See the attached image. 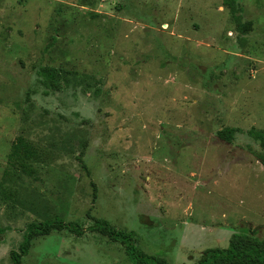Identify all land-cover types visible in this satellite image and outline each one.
I'll return each instance as SVG.
<instances>
[{
    "label": "rangeland",
    "instance_id": "rangeland-1",
    "mask_svg": "<svg viewBox=\"0 0 264 264\" xmlns=\"http://www.w3.org/2000/svg\"><path fill=\"white\" fill-rule=\"evenodd\" d=\"M234 1L0 0V264L56 216L86 232L22 264H132L95 219L167 264L264 237V0Z\"/></svg>",
    "mask_w": 264,
    "mask_h": 264
},
{
    "label": "trees",
    "instance_id": "trees-1",
    "mask_svg": "<svg viewBox=\"0 0 264 264\" xmlns=\"http://www.w3.org/2000/svg\"><path fill=\"white\" fill-rule=\"evenodd\" d=\"M233 14L236 13L234 0H226ZM240 131L238 128L227 127L218 131V136L224 141L232 142L234 135ZM249 135L260 140L264 144V132L251 129ZM22 144H24L23 140ZM259 160L264 165V155H259ZM78 159L83 169L88 171V167L79 154ZM96 189L94 190V197ZM244 228V227H243ZM246 232L233 234L230 244L227 248L208 249L201 259L195 264H264V237L259 236L256 231L244 228ZM68 230L77 236H83L86 229L78 222H68L63 218L56 216L54 219L40 222H31L27 225L23 240L17 250L10 252L12 264H22V259L28 255L34 238L43 235H49L53 231ZM88 230L99 232L107 236L114 242L122 244L132 264H167L162 256L149 255L140 250L137 246L136 232L118 230L111 222L104 219H95L94 223L88 227ZM0 231H3L0 229Z\"/></svg>",
    "mask_w": 264,
    "mask_h": 264
}]
</instances>
